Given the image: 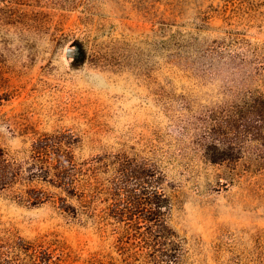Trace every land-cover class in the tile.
<instances>
[{
  "label": "rangeland",
  "instance_id": "1",
  "mask_svg": "<svg viewBox=\"0 0 264 264\" xmlns=\"http://www.w3.org/2000/svg\"><path fill=\"white\" fill-rule=\"evenodd\" d=\"M7 6L37 20L6 22ZM195 36L224 40L225 54L245 39L256 45L251 85L264 93V0H0V84L9 93L0 102V144L18 151L35 132L70 128L81 158L156 159L165 174L161 209L183 238L185 264H264V169L239 165L229 178L180 129L192 110L228 94L225 70L206 71L200 50L187 45ZM8 231L56 240L69 264L93 256L150 264L116 223L0 195V235Z\"/></svg>",
  "mask_w": 264,
  "mask_h": 264
},
{
  "label": "trees",
  "instance_id": "2",
  "mask_svg": "<svg viewBox=\"0 0 264 264\" xmlns=\"http://www.w3.org/2000/svg\"><path fill=\"white\" fill-rule=\"evenodd\" d=\"M24 14L8 6L1 10L6 22L37 20ZM197 37L186 39L187 45L200 50L197 62L206 71L225 70L228 94L224 101L180 118L181 132L192 131L194 152L206 162L225 166L229 178L239 165L264 169V93L251 85L258 66L248 65L257 56V46L245 39L241 51L225 54L224 40L211 44ZM176 41L186 45L184 39ZM185 57L186 64L193 63ZM1 87L0 102L9 99ZM184 105L191 108L189 100ZM80 141L75 131L64 128L35 132L18 151L0 144V195L27 206L49 204L74 220L93 217L116 223L146 249L148 263L185 264L183 238L161 209L166 185L159 162L124 153L81 158L76 151ZM100 202L104 205L99 208ZM69 256L56 240L26 239L12 231L0 235V264H69ZM85 264L114 262L93 256Z\"/></svg>",
  "mask_w": 264,
  "mask_h": 264
}]
</instances>
